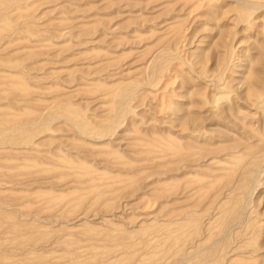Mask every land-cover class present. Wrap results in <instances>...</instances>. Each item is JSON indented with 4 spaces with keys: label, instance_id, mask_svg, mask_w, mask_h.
I'll use <instances>...</instances> for the list:
<instances>
[{
    "label": "rangeland",
    "instance_id": "374dc122",
    "mask_svg": "<svg viewBox=\"0 0 264 264\" xmlns=\"http://www.w3.org/2000/svg\"><path fill=\"white\" fill-rule=\"evenodd\" d=\"M0 264H264V0H0Z\"/></svg>",
    "mask_w": 264,
    "mask_h": 264
},
{
    "label": "bare ground",
    "instance_id": "6f19581e",
    "mask_svg": "<svg viewBox=\"0 0 264 264\" xmlns=\"http://www.w3.org/2000/svg\"><path fill=\"white\" fill-rule=\"evenodd\" d=\"M254 87V86H253ZM253 90V89H252ZM263 169V168H262Z\"/></svg>",
    "mask_w": 264,
    "mask_h": 264
}]
</instances>
